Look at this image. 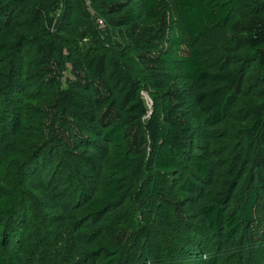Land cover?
I'll list each match as a JSON object with an SVG mask.
<instances>
[{
	"label": "trees",
	"instance_id": "1",
	"mask_svg": "<svg viewBox=\"0 0 264 264\" xmlns=\"http://www.w3.org/2000/svg\"><path fill=\"white\" fill-rule=\"evenodd\" d=\"M87 1L100 12L106 24L124 31L128 43H117L113 54L91 25L70 31L56 28L55 12L61 0L38 4L30 12L25 2L17 14L13 13L22 0H0V15L13 11L9 12L10 18H17L0 34V43L9 45L14 32L21 30L34 48L28 77L30 87L42 93L39 138L44 141L52 138L65 154L77 157L91 168L95 166V158L84 146L94 145L95 137L116 149L107 164L108 179L102 198L86 205L90 219L117 204L123 186L147 178L150 192L170 203L176 220L188 225L189 217L183 211L182 201L171 197L170 190L176 184L177 174L188 163L190 173L201 179L210 177L211 167L201 155H195L191 162L188 160L195 120L182 110L186 99L176 85L177 71L201 88L195 101L206 121L213 124L224 119L243 86V65L253 63L264 76V0H242V18L235 17L238 0ZM25 19L26 23L22 22ZM166 25L168 32L163 38ZM226 26L235 43L229 53L233 64L225 69L209 70L200 61L196 44ZM65 65L69 66L72 79L63 87ZM4 78H0V89L6 83ZM139 79L146 81L152 90L153 108L147 118L149 110ZM240 130L246 140L241 145L246 153L252 152V169L239 186V164L246 158L241 156V146L229 150L228 177L220 181L200 212L210 233H225L230 238L243 227L254 244L255 240H263L255 237L253 223L259 190L264 188V98L247 106ZM178 183L185 192L195 193L200 189L189 178ZM16 193V188L0 186V215L11 222L17 207ZM103 231L109 232V240L98 238L85 255L98 264H115L125 240L124 230L98 226L94 233L99 235ZM258 245L252 246L242 264H264V245ZM6 257L8 263L0 254V264H16L13 251L7 252Z\"/></svg>",
	"mask_w": 264,
	"mask_h": 264
},
{
	"label": "rangeland",
	"instance_id": "2",
	"mask_svg": "<svg viewBox=\"0 0 264 264\" xmlns=\"http://www.w3.org/2000/svg\"><path fill=\"white\" fill-rule=\"evenodd\" d=\"M238 1L235 17L242 18V0ZM25 2L30 12L38 4H48L49 0H22L13 14H17ZM9 12L13 11L0 15V34L17 19L12 20ZM55 20L58 30L70 31L91 25L112 54L117 50V43H128L123 29L106 24L100 12L87 0H61ZM22 22L26 23V19ZM167 32L166 25L163 38ZM13 37L9 45L0 43V78L4 76L6 81L0 89V186L17 191L13 221L0 215V254L5 263H8L6 253L13 251L16 264H98L85 255L86 249L98 238L109 240L108 231L94 233L98 226L124 230L125 240L115 264H242L252 246L264 245V188L259 190L253 223L255 237L263 239L261 242L255 240L252 244L243 227L230 238L225 233L212 234L200 212L204 201L218 188L220 181L228 177L229 150L235 151L241 146V156L246 158L239 164V186L252 169V152L246 153L241 145L246 140L240 128L247 115V106L264 98V76L253 63L243 65L244 83L233 107L224 119L213 124L206 121V115L195 101L201 88L177 71L176 85L186 99L182 110L195 120L188 160L191 162L195 155H201L211 167L210 177L201 179L190 173L188 163L185 170L177 174L176 184L170 190L171 197L182 201L183 211L189 217L188 225L176 220L170 203L150 192L147 178L138 184L123 186L118 203L106 213L90 219L86 205L102 198L108 179L107 164L116 149L95 137L94 145L84 146L95 158V166L91 168L77 157L65 154L52 138L46 141L39 138L42 120L39 97L42 93L30 87L28 77L34 48L21 30H16ZM234 46L228 26L196 44L200 61L213 71L233 64L229 53ZM134 75L138 78V74ZM71 79L70 68L65 65L61 85L64 87ZM139 81L149 110L147 118L153 108L152 90L146 81ZM148 153L146 158L149 159ZM183 178L195 181L200 189L195 193L179 189L178 182Z\"/></svg>",
	"mask_w": 264,
	"mask_h": 264
}]
</instances>
